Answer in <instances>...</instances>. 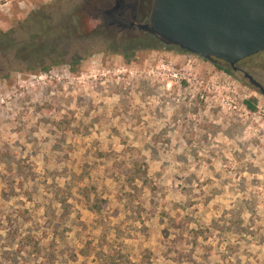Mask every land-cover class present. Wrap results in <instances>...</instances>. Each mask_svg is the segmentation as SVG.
<instances>
[{
    "label": "rangeland",
    "instance_id": "1",
    "mask_svg": "<svg viewBox=\"0 0 264 264\" xmlns=\"http://www.w3.org/2000/svg\"><path fill=\"white\" fill-rule=\"evenodd\" d=\"M92 2L0 0V264H264V97Z\"/></svg>",
    "mask_w": 264,
    "mask_h": 264
},
{
    "label": "water",
    "instance_id": "2",
    "mask_svg": "<svg viewBox=\"0 0 264 264\" xmlns=\"http://www.w3.org/2000/svg\"><path fill=\"white\" fill-rule=\"evenodd\" d=\"M104 2L93 0L88 4L91 17ZM147 4L150 6L146 5V9L138 13L136 1L120 0L114 7H106L108 14L116 15L118 23L121 14L113 12L126 5L125 21L131 19L129 27L134 26L135 30L119 31L118 26L102 20H97V29L109 30L114 36L122 32H143L142 35L145 33L146 37L166 46L229 65L264 50V0H147ZM140 14L146 17L144 22L139 20Z\"/></svg>",
    "mask_w": 264,
    "mask_h": 264
},
{
    "label": "flooded vegetation",
    "instance_id": "3",
    "mask_svg": "<svg viewBox=\"0 0 264 264\" xmlns=\"http://www.w3.org/2000/svg\"><path fill=\"white\" fill-rule=\"evenodd\" d=\"M120 0H105V2L102 4V7L99 9H95L93 19L94 20H102L103 22H106L108 24H114V26H118V30L122 31L125 29H134L135 27H129V21L131 19H128V22L125 21L127 18L126 15H128V9L125 6L122 8L116 9L114 14L119 13L121 14V17H118V23L115 20L116 15L108 14L106 12V7L116 5V3ZM136 1L137 6L139 7L138 12H142L144 9H146L147 0H125V3ZM120 22V23H119ZM122 22L125 23L124 27ZM136 22V21H135ZM122 24V25H121ZM154 38V37H152ZM212 64L219 66L226 70L228 73L234 75L236 78H238L241 82L246 83L251 88H253L255 91H257L261 96L264 97V50H261L253 55H250L248 57H245L243 59H240L233 65H229L221 60L218 59H210L208 60Z\"/></svg>",
    "mask_w": 264,
    "mask_h": 264
},
{
    "label": "trees",
    "instance_id": "4",
    "mask_svg": "<svg viewBox=\"0 0 264 264\" xmlns=\"http://www.w3.org/2000/svg\"><path fill=\"white\" fill-rule=\"evenodd\" d=\"M27 20V19H26ZM38 21L42 22V18L38 19ZM37 25V24H36ZM37 27V26H36ZM28 31H31L30 35L31 36H35V33L33 32L34 29L32 28V26H27L25 27ZM38 28H39V25H38ZM33 32V33H32ZM7 33H4L3 35L1 34L0 35V44H2V46H5V45H9V41H8V37H7ZM38 35V34H37ZM151 41H155V42H151ZM147 43H149V45L147 46L148 48H151V49H154V48H157L158 45H164L163 43H161L159 40L157 39H154V40H151ZM166 46V45H165ZM178 48V47H177ZM180 51L182 52H186L184 50H181L179 49ZM21 53V52H19ZM134 55V51L133 50H125L123 53H122V57L128 62L130 61V59L133 57ZM56 62V61H55ZM54 62V63H55ZM73 64H75V61L73 62ZM223 69V68H221ZM42 71H47L48 70V66H42L41 68ZM225 72H227L226 70H224ZM253 101L254 100H244L243 101V104L245 105V107L249 110H254V104H253Z\"/></svg>",
    "mask_w": 264,
    "mask_h": 264
},
{
    "label": "built area",
    "instance_id": "5",
    "mask_svg": "<svg viewBox=\"0 0 264 264\" xmlns=\"http://www.w3.org/2000/svg\"><path fill=\"white\" fill-rule=\"evenodd\" d=\"M244 107H245V105H244ZM232 108H236V105H233ZM244 109H246V107Z\"/></svg>",
    "mask_w": 264,
    "mask_h": 264
}]
</instances>
